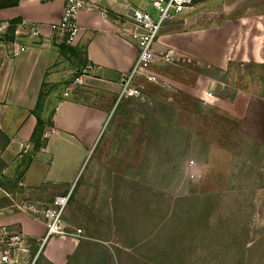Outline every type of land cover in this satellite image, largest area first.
Masks as SVG:
<instances>
[{
  "label": "rangeland",
  "instance_id": "1",
  "mask_svg": "<svg viewBox=\"0 0 264 264\" xmlns=\"http://www.w3.org/2000/svg\"><path fill=\"white\" fill-rule=\"evenodd\" d=\"M186 56L188 65L151 69L156 83L135 75L126 92L121 86L111 92L88 78L71 87L108 112L63 192L71 189L62 221L80 228L83 240L66 264H264V143L239 135L220 102L203 100L199 110L174 102L187 86L205 87L195 71L182 68L201 67ZM69 59L65 66L75 67ZM65 87L46 84L52 101L46 104L44 98L37 111L46 107L50 115ZM245 88L263 93L264 82ZM96 158L102 164L87 195L83 186ZM20 172L11 168L7 175L14 179ZM5 177L0 176L1 183ZM17 192L14 204L38 200L33 192ZM58 194L51 190L41 201L51 203ZM35 264L51 263L39 256Z\"/></svg>",
  "mask_w": 264,
  "mask_h": 264
},
{
  "label": "crops",
  "instance_id": "2",
  "mask_svg": "<svg viewBox=\"0 0 264 264\" xmlns=\"http://www.w3.org/2000/svg\"><path fill=\"white\" fill-rule=\"evenodd\" d=\"M135 2L101 3L106 15L97 8L80 11L81 33L72 47L75 56L60 53V42L51 29V24L62 17L64 0H19L15 6L0 8V35L12 37L0 40V176H6L0 182V234H22L24 250H28L26 256L39 251L45 263L66 264L83 243L81 237L78 241L51 238L43 243L44 223L19 210L11 201L17 191L33 192L39 201L51 190L63 193L78 171L83 155L98 138L108 112L105 107L82 100L75 92L67 99L62 93L48 115L46 107L36 111L39 94L43 92L40 104L44 98L46 104L52 101V95L44 90L46 84L62 83L70 72L83 67L88 79L100 81L117 93L122 73L130 69L137 55V50L118 32L129 28V20L123 14H130L132 8L151 9L149 0ZM196 2L203 9L220 12L219 18L184 27L175 22L161 32L163 45L200 61V68H191L196 65L182 68L195 71L199 82L205 83L202 89L185 87L181 96L174 95V102H189L198 110L201 102L212 100L211 105L220 102L221 111L229 113L239 135L264 143V92H247L245 88L264 82V0ZM34 29L40 33H28ZM21 47L25 49L21 51ZM70 57L74 58L75 67L65 66V58ZM211 80L232 85L230 97L206 98ZM38 115L45 124L32 138ZM101 164L99 158L92 162L83 186L87 195L98 178ZM16 167L21 170L18 180L7 175Z\"/></svg>",
  "mask_w": 264,
  "mask_h": 264
},
{
  "label": "built area",
  "instance_id": "3",
  "mask_svg": "<svg viewBox=\"0 0 264 264\" xmlns=\"http://www.w3.org/2000/svg\"><path fill=\"white\" fill-rule=\"evenodd\" d=\"M102 0H64V7L61 19L51 24V29L57 36L60 43L76 46L81 28L78 24V15L84 9L97 8L103 15L107 11L102 7ZM150 10L132 8L130 14L124 13V18L129 20V28H121L118 32L124 36V40L137 50L136 58L127 71L121 76L120 85L123 91L132 88L134 76H139L148 82L156 83L157 77L151 69L166 68L170 65H186L190 58L179 51L168 48L160 41L161 32L170 28L176 20L181 21L182 26H192L215 21L220 12L201 8V4L195 0H149ZM29 34L38 35L40 31L32 30ZM25 48L21 47L23 51ZM188 65V64H187ZM88 73L75 76L63 92L65 99L74 95L72 86H78L87 82ZM234 87L229 83L211 80L205 96L208 99L213 97H227ZM52 133L55 129L51 130ZM71 197V189L66 193L55 195L51 203L39 200H26L16 204L22 212L29 213L32 217L40 220L46 227L43 243L51 238H72L79 240L81 229L75 228L62 221V215ZM23 236L20 233L9 235L0 234V264H35L39 251L26 256L28 250H24L22 244ZM19 245V246H17Z\"/></svg>",
  "mask_w": 264,
  "mask_h": 264
},
{
  "label": "trees",
  "instance_id": "4",
  "mask_svg": "<svg viewBox=\"0 0 264 264\" xmlns=\"http://www.w3.org/2000/svg\"><path fill=\"white\" fill-rule=\"evenodd\" d=\"M18 2H19V0H0V8H6V7L15 6V5L18 4ZM14 22H16V21H14ZM11 38H12L11 36H3V35H0V40H3V39H11ZM58 47H59L60 53H62V54L69 53L71 56H75V52H73V49H72L73 46H70V45H68L66 43H59L58 44ZM79 71L80 70L76 71L75 76H78V75L81 74V72H79ZM70 83L71 82H65V81L62 82V84L63 85H66V86L69 85ZM42 95H43V92H40L39 97H38V102H37V105H36V111L39 109ZM44 124H45L44 120H42L39 117V115H38V117H37V124H36V127H35V129H34V131L32 133V138L35 137V133L36 132H40L42 130V128L44 127ZM44 143L45 142H43V144ZM38 146H40L39 143H38Z\"/></svg>",
  "mask_w": 264,
  "mask_h": 264
}]
</instances>
